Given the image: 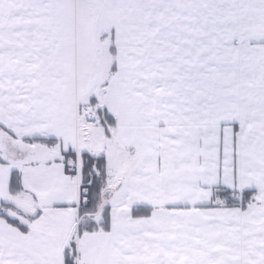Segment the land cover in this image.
<instances>
[{
  "label": "snow or ice",
  "instance_id": "snow-or-ice-1",
  "mask_svg": "<svg viewBox=\"0 0 264 264\" xmlns=\"http://www.w3.org/2000/svg\"><path fill=\"white\" fill-rule=\"evenodd\" d=\"M0 264H264V0H0Z\"/></svg>",
  "mask_w": 264,
  "mask_h": 264
}]
</instances>
